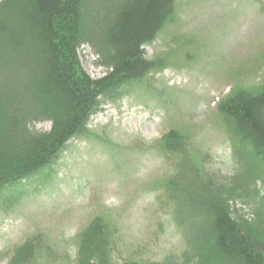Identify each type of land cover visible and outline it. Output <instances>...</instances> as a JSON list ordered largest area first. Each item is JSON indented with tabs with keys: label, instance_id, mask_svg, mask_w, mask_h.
Segmentation results:
<instances>
[{
	"label": "trees",
	"instance_id": "obj_1",
	"mask_svg": "<svg viewBox=\"0 0 264 264\" xmlns=\"http://www.w3.org/2000/svg\"><path fill=\"white\" fill-rule=\"evenodd\" d=\"M257 1L264 13V1ZM103 5L102 25L93 27L100 17L92 8ZM174 11L175 0H0V191L49 170L67 142L89 134L87 123L102 103L147 83L163 62L147 59L143 46ZM84 44L98 52L107 69L102 77L90 78L81 67L77 51ZM216 111L232 147L231 175L205 169L181 130L156 142L172 159V174L155 186L182 234V252L160 262L115 261L114 228L94 216L76 236L72 264H264V189L256 188H264V76L255 87H233ZM39 121L50 128L37 130ZM254 198L253 219L234 214L233 203ZM35 259L31 237L5 264Z\"/></svg>",
	"mask_w": 264,
	"mask_h": 264
},
{
	"label": "rangeland",
	"instance_id": "obj_2",
	"mask_svg": "<svg viewBox=\"0 0 264 264\" xmlns=\"http://www.w3.org/2000/svg\"><path fill=\"white\" fill-rule=\"evenodd\" d=\"M104 8H92L100 17L93 27L102 25ZM143 49L147 59L163 62L146 84L104 102L88 121L89 134L67 142L49 170L0 191V264L31 237L33 264H72L76 236L94 216L114 228L115 261L160 262L182 252V234L155 186L172 174V159L156 142L172 128L181 130L205 169L233 173L231 143L216 108L236 85L262 81L264 13L257 0H175L173 19ZM77 53L90 78L106 73L90 44ZM50 126L35 124L43 131ZM256 188L263 193V186ZM231 206L248 220L255 215V198Z\"/></svg>",
	"mask_w": 264,
	"mask_h": 264
}]
</instances>
